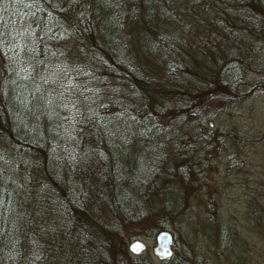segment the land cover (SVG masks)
Wrapping results in <instances>:
<instances>
[{
    "label": "trees",
    "instance_id": "1",
    "mask_svg": "<svg viewBox=\"0 0 264 264\" xmlns=\"http://www.w3.org/2000/svg\"><path fill=\"white\" fill-rule=\"evenodd\" d=\"M259 19L264 0H0V264H122L104 226L153 216L172 235L159 264H189L177 193L195 196L210 140L199 97L235 100L234 37Z\"/></svg>",
    "mask_w": 264,
    "mask_h": 264
},
{
    "label": "rangeland",
    "instance_id": "2",
    "mask_svg": "<svg viewBox=\"0 0 264 264\" xmlns=\"http://www.w3.org/2000/svg\"><path fill=\"white\" fill-rule=\"evenodd\" d=\"M196 33L195 27L189 28L188 38L193 43L192 48L199 46L197 51L201 53L202 49L207 50L208 44L200 45L199 40L195 41ZM234 38L238 41L232 51L235 62L231 66L239 82L233 93L235 100L223 104L217 93L205 91L200 95L199 100L202 103L207 100L209 104L203 106L204 111L212 114L204 120L210 140L201 146L202 162L196 161L202 168L194 179L195 196L189 190L177 193L179 201L188 197L184 202L191 203L189 221L182 220L179 235H176L177 247L184 245L188 249L186 260L189 264H264V19L258 20L256 28L242 31ZM181 44L184 59L191 49L188 50L187 43ZM226 60L227 56L219 65L214 62L206 65L204 78L224 67ZM258 62L263 65L255 66ZM148 67L157 77L158 71L151 69L152 65ZM167 93L174 91L167 89ZM175 132L182 133V128H176ZM166 145L170 146V142ZM208 203L215 217L209 213ZM154 217L121 223L110 221L112 224L104 226L109 231L116 229L112 233V253L120 254L122 264H141L143 260L159 264L151 251L152 231L156 226ZM128 234L130 240L136 237L144 243V248L134 254L133 259L124 256L123 249L118 246ZM52 257L49 255V261L44 264H52ZM101 257L87 264H118L117 260L111 258L108 262L105 256Z\"/></svg>",
    "mask_w": 264,
    "mask_h": 264
},
{
    "label": "water",
    "instance_id": "3",
    "mask_svg": "<svg viewBox=\"0 0 264 264\" xmlns=\"http://www.w3.org/2000/svg\"><path fill=\"white\" fill-rule=\"evenodd\" d=\"M211 122L208 121V124ZM139 244L141 246L140 251L144 248V243L140 238H132L128 244L127 249L132 254H137L140 251H134L133 246ZM172 235L166 228H160L153 234V243L151 245V251L157 259L163 260L168 258L172 253ZM166 250V251H165Z\"/></svg>",
    "mask_w": 264,
    "mask_h": 264
},
{
    "label": "snow or ice",
    "instance_id": "4",
    "mask_svg": "<svg viewBox=\"0 0 264 264\" xmlns=\"http://www.w3.org/2000/svg\"><path fill=\"white\" fill-rule=\"evenodd\" d=\"M141 246L139 244L133 246L134 251H140ZM166 251V250H165Z\"/></svg>",
    "mask_w": 264,
    "mask_h": 264
}]
</instances>
